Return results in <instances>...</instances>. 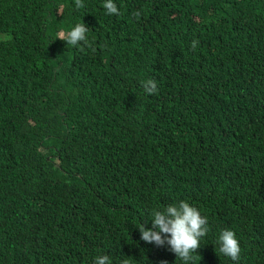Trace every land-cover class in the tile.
Segmentation results:
<instances>
[{
    "label": "trees",
    "instance_id": "trees-1",
    "mask_svg": "<svg viewBox=\"0 0 264 264\" xmlns=\"http://www.w3.org/2000/svg\"><path fill=\"white\" fill-rule=\"evenodd\" d=\"M82 2L0 0V264H183L138 229L180 201L190 264H264V0Z\"/></svg>",
    "mask_w": 264,
    "mask_h": 264
},
{
    "label": "clouds",
    "instance_id": "clouds-1",
    "mask_svg": "<svg viewBox=\"0 0 264 264\" xmlns=\"http://www.w3.org/2000/svg\"><path fill=\"white\" fill-rule=\"evenodd\" d=\"M76 9L84 7L82 0H75ZM106 14L119 15V9L113 0H106L103 4ZM140 11L133 12V16L139 19ZM89 29L84 23L76 24L70 31L59 33L57 39L63 40L67 45L78 47L81 51L85 48H95L87 37ZM198 41L192 42V48L195 50ZM142 87L147 94H155L158 91L155 81L149 79L142 82ZM152 228H145L144 224L138 227L140 239L147 243H154L156 246H169L177 259L183 264H190L193 261V254L201 247L200 241L208 229L207 217L202 216L196 207L190 206L186 201H180L176 205H168L162 211L153 210L151 213ZM219 253L230 258L232 261H238L240 258V244L232 230L225 229L218 237ZM93 264H112L108 255L97 256ZM121 264H128L127 259L121 261Z\"/></svg>",
    "mask_w": 264,
    "mask_h": 264
}]
</instances>
